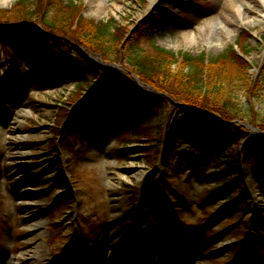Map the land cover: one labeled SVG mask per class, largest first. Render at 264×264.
Returning a JSON list of instances; mask_svg holds the SVG:
<instances>
[{
  "label": "rangeland",
  "instance_id": "obj_1",
  "mask_svg": "<svg viewBox=\"0 0 264 264\" xmlns=\"http://www.w3.org/2000/svg\"><path fill=\"white\" fill-rule=\"evenodd\" d=\"M22 1L0 0V28L46 34L49 38L36 44L45 53L52 39L61 38L62 53L81 64L85 84L65 79L55 84L30 66L23 51L0 42V80L8 79L16 90L0 96V260L112 264L130 258L137 247L138 264H264V8L260 21L247 19L228 34L216 29L217 21H237L236 1L260 9L264 0ZM37 9L34 24L9 21ZM38 19L62 30L47 29ZM102 25L111 33L107 39L116 36L121 43L104 44L114 50L106 61L81 37ZM61 33L80 35L83 45ZM129 36L150 60H160V51L175 59L167 61L166 76L138 80L126 73L132 66L121 45ZM79 51L91 57L90 64ZM184 57L202 67V83L209 70L206 98L229 118L224 150L185 124L190 122L185 110L198 107L186 103L190 90L180 89L189 71ZM112 76L131 78L135 89L148 91L150 111L133 128L116 123L112 114L100 123L90 119L89 125L70 126L100 78ZM221 96H230V102ZM166 123L176 140L167 150L163 143L160 156L165 132L159 130L168 128ZM222 151L234 160L244 155L247 175L243 182L232 172L235 181L241 178L230 190L232 201L223 191L234 181L221 184L229 177ZM177 231L182 239L170 246Z\"/></svg>",
  "mask_w": 264,
  "mask_h": 264
},
{
  "label": "trees",
  "instance_id": "obj_2",
  "mask_svg": "<svg viewBox=\"0 0 264 264\" xmlns=\"http://www.w3.org/2000/svg\"><path fill=\"white\" fill-rule=\"evenodd\" d=\"M40 1L41 0H39V2ZM20 3L24 5L27 4L26 0H23ZM35 13L36 14L32 13L31 10L30 11L26 10L22 12L19 16H16V18H12L9 21L15 23V25H21V26L31 25L35 23L33 22V20L36 17H38L37 15L39 14L38 9ZM40 22L47 29L53 31L56 29L62 30L61 26L55 25L52 21H48V22L45 21L44 23L42 20ZM108 30L109 28L106 25H102L97 29V33L94 34L81 33L82 35L81 37L89 41L90 42L89 46H91V48L95 50L97 55L101 57L102 60L105 61L108 60L109 55L113 54L114 50L110 51L109 48L105 47L104 44L106 42H114L115 44H121L120 38L116 36L111 39L106 38L111 36V33H109ZM31 33H20V31H16L14 29L0 28V42L5 41L6 43L11 44L14 47V49L23 51L24 54L28 56L29 62L33 66H35L37 70H39L40 75L49 80H52L55 83H59L60 79H65L66 82L71 84L73 83L78 85L85 84L84 82L80 81V74L81 75L83 74L82 69L80 68L81 64L78 63L76 59H69L67 55H64L62 53V49L60 46L61 38L52 39L53 42L52 48L50 49L49 52L45 53L38 51L36 48V44L38 40L43 38L48 39L49 37H47L46 34L35 35ZM64 36L69 37V39H71L74 44L79 43L80 45H83V43H80L82 42L80 41L81 39L80 35L78 37L75 35V33H66L64 34ZM129 37L126 40L125 45L123 44L121 45V49L123 47V49L128 53L127 58L125 57L127 59L126 62L132 66V69L128 68L127 71L139 77L140 76L150 77L151 75L162 76V77L166 76L168 74L167 61L169 60L172 61L175 59L172 56L169 57L168 55L165 56L163 54L164 52L160 51L159 53L163 55L159 53L156 54L160 56V60L158 59L150 60L144 53H142L141 49H139V47L136 45L135 37L134 36H131L130 38ZM124 46H126V49L128 48V50H126ZM79 53L80 55H82V59H85L84 61H87V57L83 55L81 51H79ZM119 59L123 61L121 55ZM214 63L215 61L213 62V65ZM88 64L90 63L88 62ZM183 64L185 66H188L189 68L188 74L185 76L184 80L181 81V83H183V86L180 88L182 91L190 90L189 93L191 95L188 96L190 98H188L186 103L188 105L198 107L201 110L217 114L220 118L222 117L219 121H217L203 112H195L193 110L186 109L185 111L188 114L187 116L190 122L187 123V121H185V124L186 126H189L191 128L193 126L194 129L204 132L207 136L206 137L207 140H209L210 143L216 144L219 147L217 151H219L220 149L224 150L225 146L223 145H225L224 143L226 141L224 135L227 133L225 128L228 126L225 121H227L229 118L225 115L224 113L225 110L220 104L216 105L214 101H211L213 100L212 98H210L211 100H207L206 98L208 97L207 95H209L210 92L209 87L211 85L210 75L208 73L209 70L206 69V81H204L205 83H202L201 80L202 79L201 76L203 72L202 67L199 68L198 65H194L191 62V60L186 57H184ZM100 80L102 82H100L99 86H97L96 89H94L93 92L89 95V97L86 100H84L79 107L76 108L74 118L70 120L69 125L71 126L72 124V127L75 125H79V123L81 125H87L89 124V122L87 121L89 119H94L95 123H98L100 121V118H102L101 114L103 111L112 110L114 112V116L116 117L117 123H120L127 127L130 126L131 128H133L134 127L133 125L138 124V121L142 118L144 114H146L147 110H149V104H152V101L150 102V99H153L151 98L152 96L150 94H147L146 92H140L139 90L135 89L130 84L131 82H133L131 78L127 81H123V80H119L116 77L114 78L112 76L106 79L102 77L100 78ZM128 83L131 85L132 88L129 86ZM212 85H213L212 87L214 88L215 86H217L216 83ZM202 96L205 97L206 100L202 98ZM200 98H202L203 100L199 101ZM229 98L226 96H221V99L224 102H230ZM165 125L169 127L164 129L162 127V129H160L159 131L160 133L161 130L165 132L164 136L167 137V140L166 142H164L160 137V141H161L160 145L162 143H165L166 144L165 150H167L168 143L170 142V140L175 139L174 137L175 132L173 133V135L171 134V132H173V128L171 127L170 123H166ZM186 128L188 127H184V129ZM245 134L246 132L244 133V135ZM254 140L256 141V139ZM163 150H164V144L162 147V153ZM158 152L160 153V150ZM228 152L229 151L221 152L223 153V157H224V158L222 157L221 162L223 166L227 167L228 169L227 175L229 176L225 179H221L222 181L221 184L227 185L228 183L234 181L233 184H230V186L226 187L223 191L226 194V196L229 197L228 198L229 201L230 200L232 201L235 199V194H232L230 190L234 189L236 187L235 183L240 181L239 178L235 181L236 174L232 172H236L239 174L243 173L246 176L247 170L245 168L244 155L240 154L239 158L238 159L236 158V160H234L233 158L230 157L232 154ZM165 170L167 169L165 168ZM240 187L244 189L242 184ZM179 233L177 231V235L179 237L178 239H182L181 238L182 236Z\"/></svg>",
  "mask_w": 264,
  "mask_h": 264
},
{
  "label": "bare ground",
  "instance_id": "obj_3",
  "mask_svg": "<svg viewBox=\"0 0 264 264\" xmlns=\"http://www.w3.org/2000/svg\"><path fill=\"white\" fill-rule=\"evenodd\" d=\"M242 6H245V11L241 12L240 8ZM264 8V2H262L260 4V9L256 8V7H252L251 5L247 4L246 2L243 1H236V3L233 5V9L236 11V18L237 21L236 22H230L228 25L225 24L223 25L222 22L217 21L216 25L218 27H216L217 30H220L222 33H232L234 28L233 25L238 24L241 25L244 21H247V19H251V21H260L262 19V9ZM10 104V103H9ZM12 105V104H10ZM13 106V105H12ZM34 231H39V229H36V227L34 228ZM146 258H144L145 260ZM3 262V260H2ZM6 261H4L1 264H6ZM68 263V259L66 258V260L61 261L59 264H67ZM23 264H32L31 261L29 260V262H27V259H24Z\"/></svg>",
  "mask_w": 264,
  "mask_h": 264
},
{
  "label": "water",
  "instance_id": "obj_4",
  "mask_svg": "<svg viewBox=\"0 0 264 264\" xmlns=\"http://www.w3.org/2000/svg\"><path fill=\"white\" fill-rule=\"evenodd\" d=\"M132 77H133V75H132ZM192 110H194V111H196V112H203V113H205L206 115H209L210 117H214L213 114H209V113H207V112H204V111H201V110H198V109H194V108H192ZM214 118H215V117H214Z\"/></svg>",
  "mask_w": 264,
  "mask_h": 264
}]
</instances>
